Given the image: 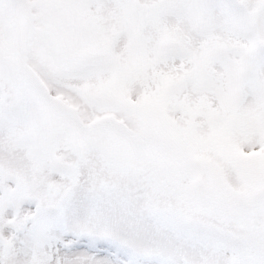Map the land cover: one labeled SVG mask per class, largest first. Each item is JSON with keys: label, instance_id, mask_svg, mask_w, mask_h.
I'll list each match as a JSON object with an SVG mask.
<instances>
[{"label": "snow or ice", "instance_id": "snow-or-ice-1", "mask_svg": "<svg viewBox=\"0 0 264 264\" xmlns=\"http://www.w3.org/2000/svg\"><path fill=\"white\" fill-rule=\"evenodd\" d=\"M0 264H264V0H0Z\"/></svg>", "mask_w": 264, "mask_h": 264}]
</instances>
